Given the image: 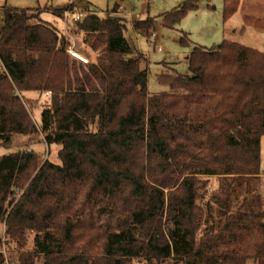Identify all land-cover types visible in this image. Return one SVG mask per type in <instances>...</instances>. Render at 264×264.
Listing matches in <instances>:
<instances>
[{
	"label": "trees",
	"instance_id": "trees-1",
	"mask_svg": "<svg viewBox=\"0 0 264 264\" xmlns=\"http://www.w3.org/2000/svg\"><path fill=\"white\" fill-rule=\"evenodd\" d=\"M239 2L224 0V19ZM119 9L74 24L96 53L88 64L40 9L1 10L0 146L40 134L60 164L32 150L0 156V225L16 253L0 264H264V52L194 46L187 73L158 75L167 90L151 94ZM195 10L186 1L162 17ZM149 18L134 31L153 29ZM48 93L37 126L25 99Z\"/></svg>",
	"mask_w": 264,
	"mask_h": 264
},
{
	"label": "rangeland",
	"instance_id": "rangeland-1",
	"mask_svg": "<svg viewBox=\"0 0 264 264\" xmlns=\"http://www.w3.org/2000/svg\"><path fill=\"white\" fill-rule=\"evenodd\" d=\"M186 1L193 2L197 10L190 11L177 24L164 20L162 15L180 7ZM75 2V13L83 17L95 11L100 14L111 12L119 5L122 17L126 19L125 38L135 50L147 60V89L151 94L162 93L166 87L159 85L157 76L162 73H187L186 57L194 46L212 48L223 41L238 43L248 48L264 52V0H240L236 12L228 19L223 17L224 0H0V19L2 8L40 9V19L53 24L70 41L69 51L82 55L88 61L96 59V53L88 49L80 35L72 33L73 15H63L62 19L54 16L50 10ZM152 18L155 21L149 32H135L132 23L138 20ZM149 18V19H150ZM133 21V22H132ZM183 34L187 37V46L180 43ZM155 36L154 44H150L151 36ZM160 48V51L157 50ZM68 54V53H67ZM69 55V54H68ZM50 93L33 95L25 99L33 122L39 126L43 106L49 100ZM262 173L260 176V193L264 199V138L262 139ZM60 147L46 146L40 134L32 136L13 135L9 149L0 146V156L11 152L32 150L40 155L42 160L60 164L58 151ZM217 188L215 178L209 179L208 191ZM4 228L0 225V252L8 260L16 256L14 245L8 243L3 235ZM32 237V236H31ZM31 239L27 249H31ZM131 264H141L133 261ZM247 264H253L248 261Z\"/></svg>",
	"mask_w": 264,
	"mask_h": 264
},
{
	"label": "built area",
	"instance_id": "built-area-1",
	"mask_svg": "<svg viewBox=\"0 0 264 264\" xmlns=\"http://www.w3.org/2000/svg\"><path fill=\"white\" fill-rule=\"evenodd\" d=\"M68 13H65L64 15H67ZM83 19V15L82 14H78V13H74L73 15V23L75 24L76 22H79ZM155 41V36L152 35L151 39H150V44H154ZM73 48V47H72ZM70 49L69 51H67V53L74 59L82 62L83 64H88V60L85 59L82 55H80L79 53H77L76 51H74V49ZM158 51H160V48H157Z\"/></svg>",
	"mask_w": 264,
	"mask_h": 264
},
{
	"label": "crops",
	"instance_id": "crops-1",
	"mask_svg": "<svg viewBox=\"0 0 264 264\" xmlns=\"http://www.w3.org/2000/svg\"><path fill=\"white\" fill-rule=\"evenodd\" d=\"M122 13H123V16H124V12L123 11H121V8L119 9V11H118V15L119 16H121L122 15ZM133 22V21H132ZM136 32V31H135ZM128 41V40H127ZM33 95H36V94H30V95H28V97L30 98V97H33ZM22 136V135H21ZM261 178H262V176H263V173H262V157H261ZM261 194V193H260ZM4 228V227H3Z\"/></svg>",
	"mask_w": 264,
	"mask_h": 264
}]
</instances>
